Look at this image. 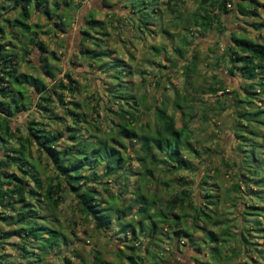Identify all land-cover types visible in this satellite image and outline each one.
<instances>
[{
    "label": "trees",
    "instance_id": "obj_1",
    "mask_svg": "<svg viewBox=\"0 0 264 264\" xmlns=\"http://www.w3.org/2000/svg\"><path fill=\"white\" fill-rule=\"evenodd\" d=\"M199 2L196 13H186L183 16L180 13H173V16L183 24L181 29L186 35L191 36L194 31L203 33L213 31L226 39L221 53L219 55L213 53L214 63L217 66L221 64L227 75L237 76L243 82L241 96L238 92H228L223 78L219 76L211 79L203 92V94L210 93L214 97L213 103L218 105L219 111L232 108L230 128L239 159L234 163L237 167L233 174L234 182L229 188L223 187L221 192L225 200L233 201L230 206L235 208L237 203L230 193L233 191L237 197L242 198L245 191L240 188V184H245L247 187L249 185L248 197L259 198V191L264 194L260 190L264 184V153H260L264 144V43L258 44L245 35L229 30L225 23L231 16V11H234V15L257 17L258 9L254 0H200ZM63 3L64 0H53L50 4L57 12ZM46 4L47 0H0V121H2L0 124L2 201L0 202L7 204L11 211L16 208L15 222L19 226L18 229L5 234L18 236L22 249L27 244L31 248H38L41 252L57 245L59 240L63 241L64 235L48 224L46 216L42 214L41 205L37 203L40 202L39 198H42L44 205L52 211L57 207L65 190L74 198L79 213L90 218L96 230L106 231L112 226L118 230L117 234L122 233L123 236L130 238L125 245L128 253L117 249L116 259L113 262L101 264H123L124 261L127 264H143V262L178 264V258L174 257V254L176 252L182 254L185 249L191 251L187 255L192 264H264V227L259 225L256 213L242 211L243 219L238 221L236 231H232L235 223L217 211L219 196L217 190L212 189V185L208 183L209 175L204 173L181 177L177 175L180 172L193 174L200 170L191 159L199 160L200 153L195 146L196 139L193 140V132L186 123L194 117L190 104L196 98L194 96L190 98L187 92L193 85L190 78L195 72L194 51L183 65V88L186 92L182 95L180 89L171 87L172 97H161L162 99L158 100L155 98L158 92L156 91L151 99L150 109L147 108L145 113H141L136 105L139 103V106L145 108L144 99L147 93H142L144 99L139 100L138 103L137 99L133 98L131 89L126 86L129 90L128 94L127 90H124L126 97L120 93L115 96L118 92L113 90L111 94L105 95L109 106L113 103L120 104L117 110L109 106L104 107V112H108L115 119L110 128L115 132L110 131L107 135L110 136L108 139L110 142H114L113 138L116 139L115 145L107 144L106 136L96 142L93 141L96 138L94 134L90 133L87 137L80 135L77 129L86 121L72 119V116H76L74 112L78 108L74 106L64 107L62 118L70 119V124L73 125L69 127L66 136L47 130L45 126L48 125L38 118L35 119L34 116L28 117L25 124L14 121L17 113L29 109L23 87L32 89L37 95L35 105L41 107L43 114L50 111V94H55L56 89L60 92L66 90L69 93L77 90V86L70 85L72 81L68 75H66L67 83L58 80L46 85L38 77L17 71L16 49H19L20 58L24 60L33 48H37L42 53L38 55V59L42 63L43 76L48 80L54 78L51 66L44 55H52V53L41 43H36L35 37L26 40L27 48L22 43L18 46L20 41L15 33L16 27H20L25 33L29 32L30 28L26 21L30 7L36 11L43 8L42 14H45L46 19L51 20L56 17L61 21L60 13H52L53 16L47 13ZM155 4L156 0L148 3L140 0L137 6L149 12L144 13L149 15V24L152 23L149 19L155 10L153 9ZM132 9L129 3L130 12ZM8 11L16 13L8 18L5 17ZM17 17L20 20H17ZM87 23L90 28L96 25L91 15L87 16ZM191 26L195 27L194 31ZM251 26L264 30V23L255 22ZM81 34L83 35L81 43L86 42L89 39L88 31L82 29ZM184 37L180 38L177 46H171L173 52L181 57L187 49L192 50L191 39L188 41ZM15 41H18V44ZM91 45L98 48V51L94 47L83 49L80 54L84 58L96 62L101 56L106 55L98 43L94 41ZM99 68L111 70V64L102 63ZM153 74L150 82L157 84ZM57 99L59 102L62 100L59 96ZM255 101L258 103L256 104ZM155 102L158 105H155ZM149 111L153 116L151 121L149 118L145 120L141 117L147 116ZM175 111L180 115L179 126L175 125ZM92 113L98 116L97 108H93ZM206 116L201 114L204 119ZM56 119L53 118L52 121L61 122ZM90 119L92 122L95 121L88 115V120ZM136 121L140 124H136ZM92 127L99 130L97 126ZM86 130L88 131V128ZM60 139H63L67 146L57 151ZM33 146L49 158L55 172L52 178L44 182V186L36 175V165L31 160L30 150ZM128 149L132 150L131 155L136 160L129 158L131 155H124ZM205 151L214 153L210 152L209 147L204 148L203 152ZM130 161H135L139 165V168L134 169V173L131 172ZM204 162L210 163L209 159ZM153 171L159 176L152 175ZM214 172L217 173L216 168ZM130 176H135L137 183L140 181V184L131 190L128 188ZM213 176L216 178V175ZM109 178H113L111 186L102 187L98 191L96 186L100 185L99 182L104 180L106 184ZM92 183L95 186L91 185ZM147 184L150 187L146 188ZM251 184L256 187L252 188ZM156 186L167 195L165 199L157 197L154 190ZM261 199L264 201V195ZM32 202L36 203V208ZM262 214L264 215V212ZM122 215L128 218L126 224L121 222L122 217L119 216ZM246 215L249 217H244ZM242 222L243 224H240ZM198 232V237H195L194 234ZM141 234L145 239L142 250L136 249L133 245V241H136ZM258 239L262 242L258 243ZM19 244H15L17 249ZM31 252L34 263L38 264L35 259L40 257H36L32 250ZM240 255L242 260L238 261L237 256ZM93 258L98 262L97 255ZM63 261L68 264L67 259ZM27 262L19 261L16 264H28Z\"/></svg>",
    "mask_w": 264,
    "mask_h": 264
},
{
    "label": "rangeland",
    "instance_id": "obj_2",
    "mask_svg": "<svg viewBox=\"0 0 264 264\" xmlns=\"http://www.w3.org/2000/svg\"><path fill=\"white\" fill-rule=\"evenodd\" d=\"M52 1L47 0V13L50 16L54 15L52 13H60L62 20L59 21L56 17L48 20L45 14H42L44 13L43 8L40 11H36L30 7L28 11L29 17L26 21L30 30L25 33L20 30V27H16L15 33H17L20 44H18V41L15 42L18 46L22 43L27 48L26 40L35 37L36 43H41L53 55L52 57L50 54H44L48 64L51 66L54 78L53 80H48L43 76L42 63L38 59V55L42 53L37 48H33L29 56H26L27 59L25 58L24 60L20 58L19 49H16L18 53L17 71L38 77L46 85H51V83L58 80L67 83L66 75H68L72 81L70 85L77 86V90L69 93L66 90L60 92V90L56 89L55 94H50V111L46 112L47 114H43L41 107L35 105L37 95L32 89L23 87V94L27 98L29 109L26 112L22 110L17 113V118L14 121L19 124H25L28 117L34 116L35 119L38 118L39 121L48 125L45 126L47 130L62 133L63 136H66L69 133V127L73 125L70 124V119L62 118L64 107L74 106L78 108L74 112L76 116H72V119L86 121L85 124H80L77 129L78 133L83 135V137H87L90 133L94 134L96 138L93 141L96 142L99 138H105L104 136L108 140L110 136L107 135L110 133V128L115 119L108 112H104V107L109 106L105 95L111 94L113 90L118 92L115 93V96L120 93L123 94V97H126L124 90L127 87L131 89L133 98L137 99L138 103L139 100L144 99L142 93H147L144 99L145 108H142L141 105L139 106V103L136 105L141 113H145L147 108L150 109L151 99L155 96L156 91L158 92L155 98L158 100L162 99L161 97H172L171 87L180 89V94L182 95L186 92V89L184 91L183 88V65L187 57L194 51L195 72L190 78L193 85L192 89L187 92L190 98L194 96L196 99L190 104L193 108L194 117L191 120H187L186 123L193 132V140L196 139L195 146L198 147L200 153L199 160L191 159L200 170L193 174L180 172L177 175L179 177L182 175H202L203 173L209 175L208 183L212 185V189L217 190L216 193L219 196V201L216 204L217 211L235 223L232 231H236V227L238 228L239 225L238 221L243 219L241 217L242 211L255 212L259 225L264 227V215L262 214L264 212V201L261 199L264 194L262 192H258L259 198L248 197L250 194L247 193L250 188L249 185L248 188L245 184H240V188L245 191L242 198L237 197V194L233 191L230 193V196L237 203L235 208L230 206L233 201L225 200L221 192L223 187L229 188V185L234 182L233 174L237 168L234 163L239 159V155L234 148L235 141H233L230 128L232 108L219 111L218 105L213 103L214 97L210 93L203 94V92L204 88L209 85V81L219 76L223 78L228 92H238L239 96H241V85L243 82L237 76L227 75L221 64L217 66L214 63L213 53L216 55L221 53V50L225 47L226 39L224 40L219 33L213 31L206 33L195 32L194 26H191L193 28L192 31H194L193 34L191 36L186 35L181 29L183 24L179 23L173 16V13H180L182 16L186 13H196L200 0H156L153 8L155 10H153L154 12L149 19L152 22L150 24L148 23L149 15L144 14L149 12H145L142 7H137L140 0H64L57 12L50 4ZM146 1L148 3L151 0ZM254 1L258 9L257 17L234 15V11H231V16L226 19L225 23L229 30L245 35L254 42L261 44L264 43V30L252 27L251 24L255 22L264 23V7H262L264 0ZM129 3L133 7L132 12L129 10ZM7 13L5 17L11 18L14 16L13 13L16 12L8 11ZM130 13H133V15ZM88 15H91L92 20L96 22L93 28H90L87 23ZM17 20L20 19L17 17ZM82 29L88 31L89 39L81 43V38L83 37L81 34ZM6 32L8 33L7 29ZM181 37L192 41V50L185 48L187 50L183 57L175 54L171 47L177 46ZM94 41L99 44L102 51L107 55L101 56L98 59L99 61L96 62L91 61L89 58H84L80 54L81 50L94 47L91 45ZM94 49L97 50L98 48L94 47ZM116 61L118 62L116 63ZM102 63L111 64V70L99 68ZM152 74L158 85L150 82ZM200 89L203 91L201 92ZM126 90L128 94L129 90ZM57 96L61 97V102L58 101ZM255 103L257 104L258 102L255 101ZM154 104L158 105L157 102ZM118 105L120 104L113 103L109 107L117 110ZM121 107L124 108L123 104H121ZM93 108H97L98 116H95L96 113H92ZM202 113L207 115L205 119L201 117ZM83 115L85 116L83 117ZM88 115L89 117L92 116L95 121L92 122V119L88 120ZM141 117L145 120L149 118L150 121L153 119L151 111H149L147 116ZM53 118H57L56 120L61 122L52 121ZM174 119L175 125L179 126L180 115L176 111ZM1 123L2 121H0ZM136 124L139 125L140 122L136 121ZM92 126H97L99 130L94 129ZM87 128L88 131L86 130ZM113 139L114 142L108 140L107 144L115 145L116 139ZM57 145V151L67 146L63 139H60ZM262 145L261 154L264 153V144ZM206 147H209L210 152L213 151L214 153L203 152ZM30 151L31 160L36 165V175H38L42 186H44V182L55 174L51 167L52 164L49 158L43 152H38L35 146L31 147ZM131 152L132 150L128 149L124 155L129 156ZM129 158L135 159L133 155L129 156ZM207 159H209V164L204 162ZM130 168L131 172L134 173V169L139 168V165L135 161H130ZM214 168L217 169L216 174ZM152 175L159 176L156 171H153ZM213 175H216V178ZM111 179L113 178L108 179L110 183L108 181L105 184L104 180L99 182L100 185L96 186L97 190L100 191L102 187L111 186ZM138 184H140V181L137 183L135 176L129 177V190L134 189ZM91 185L95 186L93 183ZM218 186L221 188H216ZM262 186L260 190L264 192V184ZM145 187L148 188L150 185L147 184ZM251 187L254 188L256 186L251 184ZM158 189L159 187H154L157 197L165 199L167 195L162 192L161 188ZM102 198L105 199L104 196ZM39 199L40 202L37 204L41 205L42 214L46 216L48 224L58 229L65 238L63 241L59 240L57 245L46 249L44 252H41L38 248H31L27 244L22 249L18 236H7L5 234L8 231L19 228L18 223L15 222L17 219L16 208L11 211L7 204L0 202L1 264H16L19 261L22 263L28 261V264H35L31 250L36 257H40L35 259L38 264H65L63 259H67L68 264L111 263L116 259L115 253L117 249H122L123 252L128 253L125 245L130 239L129 236H123L124 234L120 232V234H117L118 230L114 227L112 228V226L106 231L96 230L91 219L79 213L74 198L65 190L62 192V197L58 201L57 207L52 211H49L44 205L42 198ZM0 201H2L1 197ZM32 203L35 204L36 208V203ZM119 217H122L121 222L123 224L127 223L128 218L125 215ZM244 217H249V215ZM111 219L113 221L114 217L112 216ZM240 224H243V222ZM162 232L165 233L163 230ZM197 235H199V232L194 234L195 237H198ZM144 241L145 239H143L141 234L136 241H133V245L136 249L142 250ZM257 241L258 243L262 242L261 239ZM15 244H19V249L16 248ZM190 252L186 249L182 254L176 252L174 257L178 258V264H192L188 259L189 255H187ZM94 255H97L98 262L94 260ZM237 260L241 261L242 256H237ZM123 264L127 263L124 261ZM143 264L146 263L143 262Z\"/></svg>",
    "mask_w": 264,
    "mask_h": 264
}]
</instances>
